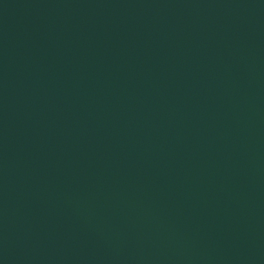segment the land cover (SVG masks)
Wrapping results in <instances>:
<instances>
[{
  "label": "water",
  "instance_id": "obj_1",
  "mask_svg": "<svg viewBox=\"0 0 264 264\" xmlns=\"http://www.w3.org/2000/svg\"><path fill=\"white\" fill-rule=\"evenodd\" d=\"M0 264H264V0H0Z\"/></svg>",
  "mask_w": 264,
  "mask_h": 264
}]
</instances>
